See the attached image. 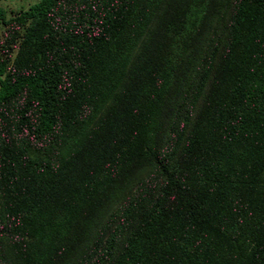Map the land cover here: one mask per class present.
<instances>
[{"label":"trees","instance_id":"16d2710c","mask_svg":"<svg viewBox=\"0 0 264 264\" xmlns=\"http://www.w3.org/2000/svg\"><path fill=\"white\" fill-rule=\"evenodd\" d=\"M161 1L36 0L11 17L0 5V23L23 27L21 49L32 47L13 68L0 56V264L10 250L25 264H53L110 189L147 161L157 180L122 210L98 264H264V0L234 1L214 47L218 62L195 79L196 118L188 107L164 150V109L209 0H189L162 44L140 54L79 149L55 159L28 152L58 128L95 117Z\"/></svg>","mask_w":264,"mask_h":264},{"label":"rangeland","instance_id":"374dc122","mask_svg":"<svg viewBox=\"0 0 264 264\" xmlns=\"http://www.w3.org/2000/svg\"><path fill=\"white\" fill-rule=\"evenodd\" d=\"M36 0H0V5L5 8L7 17H11L20 10L27 8ZM189 0H162L148 23L143 35L140 37L130 63L127 66V75L117 86L111 97L102 105L95 117L91 121L79 118L69 125L58 128L53 138L46 143L28 145V152L33 157L41 158H64L79 149L97 129L100 120L105 116L111 105L114 104L117 96L122 93V86L128 79L132 69L140 54L148 47H156L162 44L168 26L174 29L179 25L183 12ZM235 0H209L207 15L202 26V32L191 46L186 63L185 71L182 72L178 88L173 92L172 97L166 104L163 113L162 125L158 136V145L164 150L169 144L171 130L174 126L182 125L183 118L188 113L190 121L196 118L200 109L201 98L193 96V89L196 83V76L199 68L205 66L207 62H213V66L218 62L214 56L216 41L222 45L224 35V22H226L232 12V5ZM221 31V33H219ZM24 28L15 21L9 24L0 23V56L7 57L8 67L16 65V59L20 58L21 52L25 58H29L32 47H22ZM184 64V65H185ZM211 79V77H210ZM210 81V80H209ZM209 82L205 89H208ZM17 98L9 104V116L11 121L14 117L15 107L19 104ZM154 165L152 161H147L134 167L131 173L121 179L106 196L101 200L98 208L91 213L88 220L86 232L79 231L76 242L72 247L62 253L53 264H98L101 249L104 242L120 221L122 210L127 206L132 198L136 197L139 191L149 182H155ZM154 175V176H153ZM95 206V207H96ZM134 221L126 227L119 235L116 244V251L121 249L134 229ZM118 250V251H119ZM117 251V252H118ZM5 261L2 264H25L18 254L13 251H5Z\"/></svg>","mask_w":264,"mask_h":264}]
</instances>
